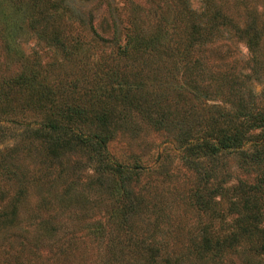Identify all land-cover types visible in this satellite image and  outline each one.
<instances>
[{
    "label": "trees",
    "instance_id": "obj_1",
    "mask_svg": "<svg viewBox=\"0 0 264 264\" xmlns=\"http://www.w3.org/2000/svg\"><path fill=\"white\" fill-rule=\"evenodd\" d=\"M198 1L143 0L146 8L135 1L120 42L117 31L107 37L75 26L73 20L84 19L71 0H0V47L11 53L0 67V183L15 185L7 205L0 204V228L19 223L18 206L30 190L41 205L57 183L56 200L65 204H82L89 190L107 192L108 209L83 234L101 244L103 264H128L115 246L129 244L132 216L148 203L135 191L141 165L122 161L108 143L119 133H138L142 122L176 143L178 158L196 180L192 206L206 212L226 196L231 223L264 227L258 197L264 186V98L255 89L264 77L258 71L264 0H233L245 10L236 17L215 0ZM249 9L262 12L260 22ZM21 31L37 39L27 50L16 39ZM222 31L243 41L246 71L219 70L215 57L205 55ZM79 150L85 155L81 189L77 165L66 170L60 155ZM46 155L57 168L43 164ZM19 157L38 160L39 168L24 169ZM226 157L244 172L260 170L257 182L245 186L237 179L228 194L225 177L215 176ZM6 194L0 188V198ZM37 227L56 228L41 218ZM134 244L143 246L141 238Z\"/></svg>",
    "mask_w": 264,
    "mask_h": 264
},
{
    "label": "rangeland",
    "instance_id": "obj_2",
    "mask_svg": "<svg viewBox=\"0 0 264 264\" xmlns=\"http://www.w3.org/2000/svg\"><path fill=\"white\" fill-rule=\"evenodd\" d=\"M71 1L84 19L73 20L75 26L94 29L107 37L112 31H117L115 33L120 42L125 38L123 28L129 23L126 15L130 6L135 1H142L145 8L148 6L143 0ZM215 1L224 10L232 12L234 17L242 9L241 5L237 8L233 0ZM191 3L197 6L199 1L191 0ZM249 11L257 22L261 21L262 12ZM239 13L245 15V10ZM226 34L220 32L215 43L205 50V55L215 57L212 64L219 70L232 66L242 73L247 70L248 51L242 40ZM16 39L24 50L37 41L31 31L22 32ZM10 57L11 53H6L0 47V67ZM260 57L258 71L262 73L264 54ZM6 67L9 68H5V71L13 68L10 62ZM255 89H261L264 98V77L255 84ZM108 149L122 161L139 163L142 167L135 191L145 197L148 207L144 212L132 216L130 229L126 233L130 236L129 244L115 246L128 264H264V227L246 226L243 229L231 223L234 213L227 209L226 196L218 197L206 212H200L189 203V195L196 183L194 174L178 158L176 143L162 130L142 122L138 133L117 134L108 143ZM60 155L66 162V170L77 165L75 172L83 177L77 182V187L81 189L85 176L81 165L85 160L84 153L80 150L63 151ZM47 157L42 158L43 164L51 162L57 168L56 160ZM76 159L79 160L78 164ZM18 160L23 161L24 169L30 165L39 168L36 159L37 163L30 162L27 157H19ZM224 160V166L216 167L218 171L215 176L225 177L228 194L237 179L245 181V186L257 182L261 168L256 173L244 172L236 167L233 158L226 157ZM217 164L218 161L215 166ZM59 186L60 183H57L44 192L49 200L45 205L40 204L31 190L22 198L18 206L19 223L0 228V264H103V247L83 233L89 230L88 225L93 218L104 216V209H108L110 200L107 192L95 195L89 190V198L80 204L82 206L71 205L56 200ZM0 188L7 193L4 199L0 198V204L7 205L15 189L14 182H1ZM262 189L258 197L264 209V186ZM39 218L45 220L47 226L55 225L56 228H52V232L46 228L40 230V226L37 227ZM239 222H242L241 216ZM243 223H246L245 220ZM62 233L65 234L60 237ZM137 238H141L143 246L134 244Z\"/></svg>",
    "mask_w": 264,
    "mask_h": 264
}]
</instances>
